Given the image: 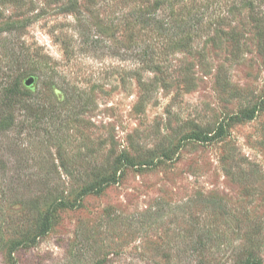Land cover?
<instances>
[{"label":"rangeland","instance_id":"rangeland-1","mask_svg":"<svg viewBox=\"0 0 264 264\" xmlns=\"http://www.w3.org/2000/svg\"><path fill=\"white\" fill-rule=\"evenodd\" d=\"M16 78L0 264H264V0H0V119Z\"/></svg>","mask_w":264,"mask_h":264},{"label":"trees","instance_id":"trees-1","mask_svg":"<svg viewBox=\"0 0 264 264\" xmlns=\"http://www.w3.org/2000/svg\"><path fill=\"white\" fill-rule=\"evenodd\" d=\"M10 92V96L6 95L5 98L1 100V106L5 110L4 114L7 115L6 117H2L0 119V132H4L5 130L9 129V123L13 120V116L15 111L17 109L22 108L23 105L26 101V98L28 96V91L25 88H22L19 84L18 78H16V81L11 84V87L8 88ZM1 115V114H0ZM2 116V115H1ZM252 113H241L239 115L240 118H251ZM222 132V129H219V133H216V136H220ZM206 138V137H205ZM96 181V184H86L84 187H81L79 191V195L82 193H87L88 191L91 190H100V183L104 184H110L116 180V178L112 175H98V178ZM48 203V206L44 209V211L40 214L39 216V221H38V236H42L46 234L51 225V219L53 217V214L57 209L60 208H70L73 207V203L70 202L66 196L61 195V196H55L52 199L46 200ZM198 232L197 234H192L190 235V240L187 241V243L183 244V247H187L188 249H191V253L194 255V252H196L199 255H202L203 249L205 248L206 244H209V239L211 236L210 230L207 228V226H200L196 229ZM180 233V232H179ZM192 233V232H190ZM189 235V234H188ZM248 238H247V243L245 245L246 249V254H244L239 262L237 261L236 264H262V260L254 254L249 247L253 246V241L250 239L253 236V233L250 231L248 233ZM162 239V238H161ZM250 239V240H249ZM177 244L173 245L176 246ZM172 248L170 247L167 249V251L171 250ZM180 249V246L178 247ZM182 249V247H181ZM166 250L164 252H167ZM165 256L168 253H164ZM169 257V256H168Z\"/></svg>","mask_w":264,"mask_h":264}]
</instances>
